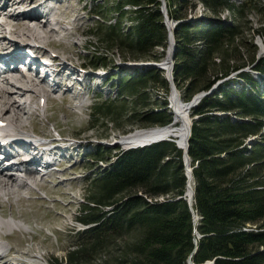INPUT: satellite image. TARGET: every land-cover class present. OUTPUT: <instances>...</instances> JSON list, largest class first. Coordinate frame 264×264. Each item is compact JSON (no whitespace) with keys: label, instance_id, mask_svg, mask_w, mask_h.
<instances>
[{"label":"trees","instance_id":"trees-1","mask_svg":"<svg viewBox=\"0 0 264 264\" xmlns=\"http://www.w3.org/2000/svg\"><path fill=\"white\" fill-rule=\"evenodd\" d=\"M198 2L213 18L203 23L181 16ZM248 4L169 0V16L177 21V86H184L186 100L214 88L191 110L197 115L189 145L197 220L185 195L189 178L184 148L175 140L115 153L99 144L95 162L115 157L88 181V199L79 213L83 228L77 231L66 264H188L195 248L192 258L197 263L214 259L215 264H264V141L250 145L248 140L264 125V91L259 90L264 77L258 82L245 69L252 66L264 74V55L258 57L249 33ZM98 8L114 18L100 25L105 26L102 38L124 57L158 62L165 55L170 31L163 0H115ZM226 11L229 17L222 18ZM257 31L264 35V22ZM89 63L108 65L99 53ZM233 72L237 74L231 77ZM116 86V99L97 93L93 116L112 122L125 117L142 127L173 121L171 83L163 68L128 69ZM114 240V257L92 260V253Z\"/></svg>","mask_w":264,"mask_h":264},{"label":"rangeland","instance_id":"rangeland-1","mask_svg":"<svg viewBox=\"0 0 264 264\" xmlns=\"http://www.w3.org/2000/svg\"><path fill=\"white\" fill-rule=\"evenodd\" d=\"M12 1V6L9 5V7H14L16 1ZM58 1L60 12L57 13L50 9L51 13L68 25V29L60 28L56 32H52L51 38L58 44L54 47L56 52L66 58L67 63L78 70L79 74L74 75L77 76L75 79L65 78L67 85L65 84L62 91L51 93L47 97L48 101L45 107L35 110L30 118L27 117V114H23V117L28 118L29 131L35 130L47 138H54V146L63 151V155H55L56 162L48 173H43V168L34 164L37 173L42 172L43 175L30 178L33 187H20V195L17 198L13 194L10 196L12 199L2 198L1 213L5 212L4 216L15 214V217L22 221L27 229L14 228L13 234V230L10 232L8 226L0 228V238L6 241L10 248V253L8 250L7 253L5 252L6 256L3 257L0 264H15L24 261L26 263L66 264L65 257L68 251L76 245L77 231L83 228V223L79 221V213L80 206L88 199V181L101 167H109L115 157L113 155L108 161L95 162L93 153L96 152L98 145L109 147L115 153V151L125 148L118 144L119 136L137 129L157 126L133 125L125 117L112 122L99 118L98 115L93 116L94 105L98 102L95 97L97 93L101 92L106 98L116 99L119 95L116 86L118 78L128 69L135 70L136 66H148V63L151 62L145 59L124 57L116 45L109 44L102 38L101 34H103L105 26L101 27L100 25L103 22H113L114 18L105 16L98 7L114 3L115 0ZM165 1L169 14V0ZM246 1L250 8L248 13V18L251 20L249 33L258 46L259 57L264 55V35L257 31L261 23L264 22V0ZM29 2L38 5L36 0H29ZM38 6L31 8L33 12L43 9ZM229 15V12L226 11L222 14V18L229 17ZM181 16L187 17L193 22L204 23L213 18L214 14L207 10L201 2H198L196 7L185 9ZM170 19L172 20L171 17ZM170 22L171 24L167 22L168 28L173 25L172 30H175L177 22ZM170 38L174 41L172 33H170ZM22 39L24 40L23 37ZM162 50L159 48V51ZM167 52L168 50L158 62H162L168 56ZM96 53L106 57L107 66L92 67L90 65L89 60ZM170 59L173 60L174 66V58ZM52 60L54 63L48 64L50 68L55 71L59 70L60 66L56 63L59 64L61 59L58 58L57 61L52 58ZM35 61L39 65L44 63L40 59H35ZM134 61L135 63H133ZM246 70L250 71L258 82H263L264 74L253 67H248ZM163 71L167 76L166 69ZM46 87L51 88L49 82ZM67 87H71L72 90L64 91ZM177 88L182 98L186 100L184 86L180 85ZM259 90L264 91V85L260 86ZM201 92H197L194 96ZM29 96L28 99H32L37 106L40 96L34 95L33 98ZM4 98L3 93H0V100ZM247 118L252 119V117ZM248 140L250 145L255 141H264V125L261 133L253 135ZM115 250L114 240L109 247L100 248L92 253L91 258L93 261H99L106 256L114 257ZM35 257L39 260L38 262ZM57 259L59 262H56ZM31 260L36 261L32 262Z\"/></svg>","mask_w":264,"mask_h":264},{"label":"bare ground","instance_id":"bare-ground-1","mask_svg":"<svg viewBox=\"0 0 264 264\" xmlns=\"http://www.w3.org/2000/svg\"><path fill=\"white\" fill-rule=\"evenodd\" d=\"M7 1L8 2H6L2 6L1 13L2 15H4L3 17H5L6 20H9L10 22L9 23L0 22V29H6L10 27L11 30H14V32L17 33L16 35L17 41L15 42V44L18 43L20 40H22V37L26 39L28 37L35 35L38 38H44L52 47L58 46V44L51 38V33L56 32L60 28L68 29V25L63 23V21L58 17L53 16L50 9L43 7L42 10L39 9L40 11L33 12V9L30 10L25 9L22 11L17 9L18 6L23 5L24 3H28L29 0H15L16 3L14 4V7H9V5H11L12 2L14 1L12 0H7ZM55 1L59 2L58 0ZM18 3H22V4H18ZM174 20L175 19L172 18L171 20L172 23L177 22L176 20L175 21ZM32 21H35V24L36 23L37 24L35 25L34 23H32ZM173 27H174L173 25L169 26V30H172ZM171 38H170V42L172 41ZM173 39L175 44V36H173ZM53 52L57 53L55 49L53 50ZM52 58L56 59L57 61L58 58L61 59L59 64L56 63V65L60 66L59 70L57 71L51 69L50 65H48L49 63L45 64L44 62L39 65L35 61V59L32 58L30 60H26L24 55L22 54H17L15 52L9 53L8 51H4L0 53V65H1L0 93H3V95H5V98L0 100V118L8 122L7 126H5V129L7 131V136L9 138L11 139L16 138V140H19L22 134H27L28 136H30L31 132H36L35 130L29 131L27 119L30 118V116L32 115V113H34L35 110L41 107L40 105L36 106V104L32 101V99L31 100L28 99L29 95L31 96V98H33L34 95H39L40 97L41 96L49 97L51 93L53 94L62 91L64 89L65 84L67 85V83H65L64 80L65 78L68 79L77 78V76L75 77L74 75L79 74L78 70L71 67V65H69V63H67V61L65 60L66 58L62 57L60 54L58 55L56 54ZM19 61L25 63V66L27 68L26 71L20 69V66L18 64ZM133 63H135V61ZM161 63L167 66L166 68L171 67L168 56ZM5 71H9V74L5 73ZM48 82L50 83L51 88L46 87V84ZM71 90H72L71 87H67L64 91H71ZM196 97H198V94L196 95ZM172 98L175 107L176 121L174 124L171 125V127H176V129H174L176 132L175 134H169L168 136L174 139L177 138V140L181 144L185 145L186 137L188 135L189 127L191 125V118H190L191 110L186 108L184 103L186 100H184L182 96L179 97V95L174 94ZM23 114H27L28 118L25 119L23 117L24 116ZM165 132L166 131L163 128L160 129V128L152 127V128H145L139 130L137 129L135 131H131L127 134H123L119 136L117 142L121 146L128 148L131 146L139 145L144 141L150 139V137L153 138L156 136H160ZM46 139L48 138L46 137ZM54 142H55L54 138L52 140L50 139V142L49 141L46 142L45 147H49V149L51 148L48 151L43 150L39 146H34L33 144H25V148L27 152L33 155L31 159L24 158L21 153H19L17 163H11V161L9 162L7 160L0 158V205H2L3 197L10 198L11 194H13L15 198L19 197L20 187L22 186L26 188L33 187L32 186L33 183L32 181H30L31 177L43 175L42 172L37 173L35 167L33 166L34 164L40 165L41 168H43L46 171V173L51 171L53 165L56 162L55 155L56 154L63 155V151H60L59 148H56L53 145ZM20 144H21L20 142L16 143V145H20ZM12 148L13 147L9 144L5 146H1L0 152L1 154L5 155L6 151ZM182 148L185 147L182 146ZM54 149L55 150L58 149L59 151L58 150L55 151ZM13 156L16 157V155ZM193 189H194L193 178H190V181L187 186V192L189 196L193 194ZM10 199H12V197ZM11 210H13V208H11ZM3 214H5V212ZM3 214L0 211V228L3 226H8L10 228V232H12L14 228L23 227L27 229L24 223L15 217V214L14 215L11 214L10 216H4ZM13 234H14V230H13ZM0 249L2 251L0 253V261H1L3 260L2 253L9 249V244L6 241H3L1 238H0ZM36 258L37 257H35V259ZM38 261L39 260H37V262ZM15 264H49V263L48 262L26 263L24 261V262H17Z\"/></svg>","mask_w":264,"mask_h":264},{"label":"water","instance_id":"water-1","mask_svg":"<svg viewBox=\"0 0 264 264\" xmlns=\"http://www.w3.org/2000/svg\"><path fill=\"white\" fill-rule=\"evenodd\" d=\"M163 11H164V14H165V18H166V21L169 22L168 24H171V19H170V16L168 14V10H167V7H166V1L163 0ZM170 33L173 34L174 36V33H175V30H170ZM169 60H170V64H171V67L170 68H166L167 66H165L164 64H162L161 62H156V61H151L148 63V65H152V66H157V67H160V68H163L165 69L166 68V71H167V77L168 79L170 80V83H171V96H170V104H169V107H171V112L174 114V118H173V121L169 124H166V125H157L156 127H153V128H160V129H165V133L164 134H161L160 136H156V137H150V139L144 141L143 143L139 144V145H135V146H131V147H128V148H124V149H129V148H133V147H138V146H145V145H148V144H151L153 142H156V141H160V140H165V139H168V140H175L178 144L179 147L182 148V146H184V159H185V165H186V169H187V175H188V183L190 181V178H193V183H194V175H193V166L191 165V157L189 155V145H190V136H191V133H192V124H193V121L195 118H197V115H191V125L189 127V132H188V135L186 137V142H185V145L184 144H181L177 139H174L172 137H169L168 135L169 134H175V130L176 127H171L172 124L175 123L176 121V113H175V107H174V104H173V101H172V96L174 94H177L179 95V97H181V94L177 88V84L175 83V78H174V66H173V60L170 59V58H174V54H170L169 56ZM248 67H252V66H246L245 69H247ZM233 73H236V72H233ZM233 73L231 75H233ZM222 80L224 79H221L218 81V83H220ZM217 83V84H218ZM216 86V85H215ZM214 90V88L210 89V90H203L201 93L198 94V97L194 96L192 98V100H187L185 101V106L187 109H192L193 107L197 106L198 103L201 101V99L208 93L212 92ZM190 205L192 206V209H193V212H194V215H195V218L197 220L198 218V215L197 213L195 212L194 208H193V201H194V196H195V186H194V189H193V194L192 195H188V192L186 191L185 193ZM197 234L198 236H201V234L197 231ZM198 239L197 237L195 238V242L197 243ZM196 252V248L194 249V251L191 253V255L189 256V259H188V264H215V260L214 259H208L206 260L205 262H202V263H197L194 261V259L192 258L193 254Z\"/></svg>","mask_w":264,"mask_h":264}]
</instances>
